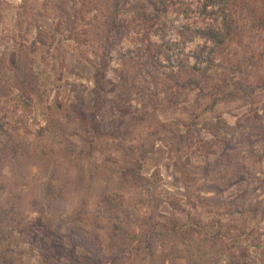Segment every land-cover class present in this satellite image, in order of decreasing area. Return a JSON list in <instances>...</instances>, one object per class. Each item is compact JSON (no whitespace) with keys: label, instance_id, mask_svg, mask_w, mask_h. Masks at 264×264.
<instances>
[{"label":"rangeland","instance_id":"1","mask_svg":"<svg viewBox=\"0 0 264 264\" xmlns=\"http://www.w3.org/2000/svg\"><path fill=\"white\" fill-rule=\"evenodd\" d=\"M113 1L0 0V264H264L263 0Z\"/></svg>","mask_w":264,"mask_h":264},{"label":"trees","instance_id":"2","mask_svg":"<svg viewBox=\"0 0 264 264\" xmlns=\"http://www.w3.org/2000/svg\"><path fill=\"white\" fill-rule=\"evenodd\" d=\"M119 0H115L112 3H109V7L106 10V12L104 13V21L102 22V26L101 27H105L106 30L109 32V35L112 34V32L115 31V34H121L123 29V25L120 23H116L117 22V18L118 15L115 14L116 11L115 10V6H119ZM221 4L223 11L222 12H227L226 17H224L222 19V21L220 23H211V24H207L204 23L205 25L201 28H199L197 31H195V33L199 36L200 39L205 40V42L207 43H212L215 44L216 46H223L226 43H228V39L230 38V36H232V32L234 31L233 25L231 23L232 18L229 16V8L232 5V2H230V0H206L205 4H204V11H207L208 9H213L216 4ZM97 4V3H96ZM263 7H264V0L262 1ZM95 9L98 13H99V5H95ZM264 11V10H263ZM211 12L207 14H210ZM215 13V12H214ZM263 17V16H262ZM261 20V19H260ZM233 22V21H232ZM127 28V26L125 27ZM182 37H184V35H182ZM74 40L76 41H80V37H73ZM185 38V37H184ZM189 43V42H187ZM175 47H177V45H175ZM96 106L98 107V110H102V103L101 101L96 102ZM96 107V110H97ZM132 170V171H131ZM129 172V174L132 177H136V180H142V177H140L137 173L138 170L136 169H131ZM129 174H124L125 176H128ZM138 176V178H137ZM105 200H108L109 202H107V204H109V207L106 208V210H113L115 211V209H118V206L116 205V202L114 203V200L110 197V198H106ZM115 204V205H114ZM83 220V219H82ZM106 222V225H99V221H96V225L98 224V226L93 229L92 225H90V223L88 222H84L81 223L80 227L77 228V230H82L81 228H86L87 231L84 232V235H86L85 237H79L77 238V241H75V239H72V245L75 246V251H68V249H66V247H64V240H60V243H58L57 245V251L58 252H62L64 249L65 251H67V253L69 254V260H71L72 264H98L101 261L100 258V251L102 250H108V246L112 247V245H115L114 243H112V240L116 238V236L118 235L119 232L122 231L121 226L118 225V223H116L112 228L109 227L107 224V220L103 219ZM84 221V220H83ZM89 226V229H88ZM105 229V231H108V233H113V235H103L101 233L100 230ZM73 231V230H72ZM75 229L73 231V234L75 235ZM152 231H148V237L146 236L145 239L146 240H150V233ZM107 233V232H104ZM83 235V236H84ZM125 246V245H124ZM81 248L83 250V253L79 254L77 249ZM120 248V247H119ZM64 251V252H65ZM113 258V259H111ZM114 257H110L109 261L110 264H116V260H114Z\"/></svg>","mask_w":264,"mask_h":264}]
</instances>
